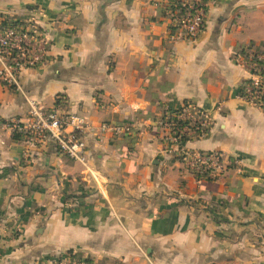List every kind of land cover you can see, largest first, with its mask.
<instances>
[{"label":"crops","instance_id":"obj_1","mask_svg":"<svg viewBox=\"0 0 264 264\" xmlns=\"http://www.w3.org/2000/svg\"><path fill=\"white\" fill-rule=\"evenodd\" d=\"M169 1L0 0V16L35 15L50 40L47 63L20 75L26 97L135 126L86 136L92 175L0 126V264H264V111L238 98L249 73L235 60L264 48V0H211L203 32L178 41ZM184 103L212 119L184 148L239 159L216 181L197 184L148 127ZM26 115L24 96L0 84V122Z\"/></svg>","mask_w":264,"mask_h":264},{"label":"built area","instance_id":"obj_2","mask_svg":"<svg viewBox=\"0 0 264 264\" xmlns=\"http://www.w3.org/2000/svg\"><path fill=\"white\" fill-rule=\"evenodd\" d=\"M211 0H171L164 7L168 37L172 41L194 39L205 28L208 3ZM50 40L41 21L34 15L27 19H9L0 16V84L20 92L27 104L25 119H8L0 126L18 135L19 141L30 144L50 141L55 149L78 163L90 175L91 159L86 136L97 131L111 137L131 135L135 126L131 123L102 122L92 125L85 117L68 113L60 105L46 109L26 97L20 87V75L26 69H37L48 61ZM235 60L249 73V79L241 83L238 98L248 106L264 111V48H250ZM212 126L210 115L193 105L184 103L176 110H167L151 121L149 128L156 131L164 150L175 154L184 170L197 184L204 180L216 181L228 171L238 167L239 159L218 151H193L184 148L185 143L204 139ZM55 264H90L66 254ZM149 264H154L149 261Z\"/></svg>","mask_w":264,"mask_h":264},{"label":"trees","instance_id":"obj_3","mask_svg":"<svg viewBox=\"0 0 264 264\" xmlns=\"http://www.w3.org/2000/svg\"><path fill=\"white\" fill-rule=\"evenodd\" d=\"M250 48H255L256 50H258V49H260L261 47H258V46H256L255 44L250 43V44H248L247 46L242 47V48L237 52L236 55H238V54H245L246 50H248V49H250ZM57 105H59L58 102H57L56 106H57ZM12 137H13L14 140H19L18 135H13ZM227 170L229 171L230 168H228ZM228 171H227V172H228ZM227 172H226V173H227ZM207 181H210V180H207ZM85 262H88V261L85 260Z\"/></svg>","mask_w":264,"mask_h":264}]
</instances>
